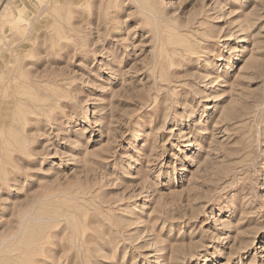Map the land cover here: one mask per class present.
I'll list each match as a JSON object with an SVG mask.
<instances>
[{
    "label": "rangeland",
    "instance_id": "rangeland-1",
    "mask_svg": "<svg viewBox=\"0 0 264 264\" xmlns=\"http://www.w3.org/2000/svg\"><path fill=\"white\" fill-rule=\"evenodd\" d=\"M138 1L0 0V264H264V0Z\"/></svg>",
    "mask_w": 264,
    "mask_h": 264
},
{
    "label": "bare ground",
    "instance_id": "bare-ground-1",
    "mask_svg": "<svg viewBox=\"0 0 264 264\" xmlns=\"http://www.w3.org/2000/svg\"><path fill=\"white\" fill-rule=\"evenodd\" d=\"M135 1L138 3V5H140V2L138 0H135ZM150 13L152 14V12H150ZM156 18H158V17H156ZM154 27H155V30H156V26H154ZM184 27H186V26H184ZM188 28H189V26H188ZM156 32H157V30H156ZM156 32L154 31L153 34L156 35L157 34ZM184 51L186 52V50H184ZM191 51L192 50H190L189 53H191ZM187 55H189V54H187ZM198 56H200V55H198ZM204 105H205L204 108H210V107L213 106V105L209 106L208 104H203V106ZM64 230H62V229H57V230H54V231L52 230L50 239L48 240V242H49V244L51 246L48 247V249H47L48 253L47 254H45L47 251L46 252L44 251L45 252L44 254L46 255L45 257L44 256L39 257L40 258V261H39L40 264H60L61 263L60 261H63V260H65V262H66V260L69 261V264H90V262L91 263H95L97 261H100V262H97V263L103 262V259L101 257H99L101 259L98 260V258L97 259H91L90 256L87 255V253H91L90 255H93V253H94L93 251H98V250H101V248H103L104 244H102L101 242L105 238L102 239L101 234H98L95 230H91V231H88V232H85L83 230L81 233L79 232L80 235L78 236L77 232H74V233H77V234H73V233H71L72 232V230H71V232L65 233ZM73 231H75V230L73 229ZM76 231H78V230H76ZM111 242H113V241H111ZM114 249H115V247H114ZM110 251H109V253L107 252L106 255L110 256V253H111ZM104 253L105 252H103V254ZM41 254H43V250H42ZM99 255L103 257V255L101 253ZM51 256H53V257L51 258ZM55 258L57 259V261H55ZM212 262H213L212 260H207L206 261V263H210V264H212Z\"/></svg>",
    "mask_w": 264,
    "mask_h": 264
}]
</instances>
